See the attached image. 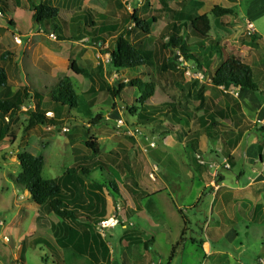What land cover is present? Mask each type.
<instances>
[{"label":"rangeland","instance_id":"rangeland-1","mask_svg":"<svg viewBox=\"0 0 264 264\" xmlns=\"http://www.w3.org/2000/svg\"><path fill=\"white\" fill-rule=\"evenodd\" d=\"M17 1L9 0L8 4L12 7L15 4V7L18 6L16 12L19 11L23 16L21 18L23 25H20L22 29L21 31L20 29H14L12 34L8 33L7 38L12 44L15 36L20 38V45L24 48L23 56L20 51L17 52L15 62H17V67L24 79H20L15 73L14 75L13 73L10 74V88L6 91L11 93L13 87L26 85L28 89H37L42 93L43 101L46 102L47 92L61 74H66L71 78L79 97L82 96L85 101L92 100L93 106L90 108L91 116L72 109L70 110L71 118L64 119L61 124L57 126L38 125L28 131L25 130L28 121V105L22 106L13 117L9 118L7 122L9 136L0 140V197L3 196L4 200L7 198V201H9L7 207L0 206V221L5 222L0 226V264H20L21 262L18 235L15 234V230L13 232L9 230L10 227L15 229L17 215L22 213V210L18 209V205L12 202V189L14 186L12 178L21 171L17 159L19 153L30 152L34 155H42L45 160L42 176L45 179L62 175L68 167L78 161L92 165L94 162L103 160L107 167L101 165V169L93 170L88 180L106 185L109 193L115 195L117 203H120L115 211L124 213V208L128 206V195L122 186V181L129 183L132 175L136 174L133 171L138 172L147 169L148 149L146 146H149L152 140H155L154 143L156 144L161 139L176 137V128L178 127L167 120V117L170 116L168 107L164 108L168 111L165 112V116L159 114L155 119L153 118L154 121H138L136 114L129 112L132 107H138L139 105L137 90L128 86L116 98H112L101 85L116 86L121 81L126 83L131 78L139 77L144 81L157 84L156 90L153 96L147 100V104L159 105L172 101L174 108L184 106L195 115H198L202 111V105L199 104V100L196 98L199 94L207 97L206 95L210 93L209 95L212 97H219L220 103H224L222 101L228 97V94L223 91L224 89L222 90L221 87L210 83L211 68L217 67L226 55H236L242 59L244 58L251 65V68L253 67L252 72L257 75V80L260 76V70L264 72V40L260 39V36L264 39V6L255 4L251 10L252 16L250 15V18L257 35L251 37L246 33L247 21L244 13L246 0H35V3L45 1L58 8L59 15L64 20H67L75 10L80 9H91L94 12L117 19L121 27L124 28L125 26L127 28L125 36L133 45L153 50L159 48L160 32L166 24L173 19L182 21L184 18L190 17V20L186 21L182 36L198 57L194 60L185 61L177 53V59L180 61L177 63L178 72L165 74L159 81H157L154 67H141L135 71L118 73L112 70L109 63V54L100 53L101 49L112 47V39L106 40L100 49H97V45L87 43V38L58 41L56 32H54L55 38H52L43 26L39 27L34 21L31 28L30 7L27 4L19 6ZM20 2L22 1L20 0ZM214 5H219L229 11L219 16L215 15L211 12ZM134 10L137 11V15L141 19H147L151 16L157 18V22L151 26L150 33H144L134 25H130V23L124 25L126 18ZM12 12L10 11V15H12ZM4 18L6 16L0 19ZM5 21L7 26L11 27L8 19H5ZM193 31L200 33V36L204 38L205 48L197 45V41H200L199 38L201 37L195 36ZM63 32L66 37H70L73 33V25H70L68 29H64ZM208 38L216 39L219 42L224 48V56L217 57V54L219 55L221 52L215 51V48H213L214 55V52L210 50V46L206 43ZM15 43L19 45V43ZM10 55L14 58V55ZM23 57L26 61L24 64H22ZM71 60H74L78 67L91 74L95 88L94 93L83 95L90 87L91 81L88 77L76 75L69 69ZM208 60L211 62L209 66L206 65ZM5 62V60L0 59V63ZM33 63L41 64L42 74H37L38 71ZM198 74L204 77L202 79L196 78L195 75ZM29 102H32V100ZM97 114L102 117L101 120L98 124L91 125V117H95ZM119 120H122L123 123H119ZM64 128L67 130H64ZM253 130L259 132L260 129L256 126ZM92 138L96 139L99 149L98 154L93 153L86 146V141ZM245 145L243 144L242 148ZM113 149H116L119 154L123 153V157L127 154L130 171L125 166L126 161L123 159L115 158L114 162H117V165L109 160H104V155ZM172 150H174L172 156L178 158L176 159V165L178 166L176 172L180 173L184 181L181 193L183 198L181 200L185 204L192 203L200 181L194 176L192 170L183 164L191 157V153H185L182 149H179L176 138ZM114 156L112 155L111 158L114 159ZM193 157L199 164V160H203L205 164L200 165L206 166V169L211 173L217 171L213 176L215 185L221 178V172L230 168V166L225 167L221 164L222 159L220 161L213 160L217 162V166L210 167L209 163L213 161L205 159L206 157H203L201 153H195ZM243 164L244 166L241 163L237 164L238 166L234 169L243 167L246 174H251L253 165L246 162ZM232 171L234 170L232 169ZM224 175L226 183L232 184L230 179L234 180V176L230 172H224ZM246 176L245 178L242 177V183L246 181ZM6 177L8 178L7 181H5ZM209 177L212 178V176ZM110 182L116 185L117 191L112 189L109 185ZM255 183L252 189L254 187L256 191L252 190V199L243 197L244 199L235 203L234 212L228 216V219H233V224L228 227L229 231L220 239L205 240V232L203 231L205 222L200 226L196 223L211 218L208 203H203V209L199 214L196 209L188 207L187 214L190 217L188 231L193 230L198 235H194L196 243L190 240L184 242V247L178 251L174 263L264 264V184L260 180ZM2 188H5L4 192H1ZM119 194L124 198L119 199ZM21 195L22 191H19L16 195L17 201L26 202ZM159 200L161 208L168 213V226L173 230L178 226L179 218L167 207L163 199L160 198ZM119 213H116L115 217H122ZM123 218L134 221L126 216ZM28 219L29 215H27L23 227L19 229V233L23 229L25 230ZM53 219L56 220L55 216H53ZM7 231L10 233H7ZM124 231L125 229L121 225H116L105 229L103 232L104 240L114 250L113 258L119 259L125 250L122 245ZM4 234H7L8 242L3 240ZM206 242L210 243L211 246L209 254L201 249L203 243ZM51 250L46 243L38 244L35 250H28V263L56 264L54 252ZM152 257L153 262H157V257ZM69 262L70 264H81L75 258H70Z\"/></svg>","mask_w":264,"mask_h":264},{"label":"crops","instance_id":"crops-1","mask_svg":"<svg viewBox=\"0 0 264 264\" xmlns=\"http://www.w3.org/2000/svg\"><path fill=\"white\" fill-rule=\"evenodd\" d=\"M21 1L22 2H20V0L17 1L19 6L26 4L29 6L27 0ZM32 1L35 3V0ZM8 3L9 0H6L3 3V13L6 18L0 19V59L6 61L5 63H0V66L4 67L7 71L9 78L8 88H10V74L13 73L14 75L15 73L17 74V77L24 79L17 67V62H15L17 52L20 51L23 56L24 48L20 45L21 41L19 45L14 41L13 44L8 41V33L10 32L12 34L14 29H20L21 31L22 28H20V25H23L21 19L23 16L19 11L16 12L18 6L15 7V4L12 7ZM255 4L264 6V0H246V10H244L246 21L251 22V10L254 8ZM10 11H13L12 15H10ZM74 12L69 16L67 21H69ZM30 13L32 28L33 19L31 10ZM5 19H8L11 27L7 26ZM256 36L255 31V37ZM260 39L264 40L261 36ZM10 54L14 55V58H12ZM22 60V64H24V62H26L24 57ZM242 60L251 68V65L247 63L244 58ZM207 62L206 65L208 64ZM210 63L211 62H209L208 65H210ZM33 64L38 71L37 74H42L41 64ZM259 74L260 76L258 80L256 79L257 75L253 74L254 80L261 86L259 92L251 90L228 91L222 89L228 94V97L224 98L222 101L224 103L219 102V97H212L209 95L210 93L206 95V98L212 100L215 110L224 109L229 112L234 109L235 113H232L228 118L217 119L214 121L207 119L205 122L199 121L200 119L198 120V118L203 115V109L205 108V105L202 104L201 113L195 115V113L192 112L193 118L191 119L187 118V112L190 110L184 106L177 107L179 111L178 122L172 121V115L167 117V120L170 121V123L177 125V135L176 137L161 139V141L156 144L154 143L155 140H152L149 143L150 147L148 145L146 146L148 149V158L146 157L148 164L147 169L139 170L138 172L133 171L136 174L132 175L129 183L122 181V186L128 195V206L124 208V213L121 211L120 213L115 211V208L119 206L120 203H117L115 195L109 193L106 185L99 182L96 183L86 178L84 181L85 188L81 192H77V204H80L82 210L92 214L95 224L88 225H90L91 230L99 234L101 240L104 241L108 254L107 256L105 255L102 257V255H98V253H92L94 256L93 259L90 258L89 255L84 254V252L77 250L78 248L76 246L64 247L60 249L63 264H70V258H75L81 264H173L176 261L175 257L178 251L183 249L184 242L186 240L191 241V239H194V235H198L193 230L188 231V223L190 221V217L187 214L188 207L196 209L199 214L202 211V206L205 202L208 203L211 218L209 220L208 218L204 219V221L202 220L200 223L199 221L196 222L199 226L205 222L203 228V231L205 232V240H217L224 236L229 231L228 227L233 224V219H228V216L234 212L235 203L244 199L243 197L251 200L252 190L256 191V188L253 187L252 189V186L256 184L255 182L257 180L262 181L264 178V72L260 70ZM20 87L21 86L16 88L13 87L14 89H11V93L6 91L8 88L5 90L0 88V94L4 98H9ZM168 103L169 102H165L154 106H163V109L170 107L171 110V104ZM163 111L162 115L165 116L167 110ZM157 116H159V111L154 114L153 118L155 119ZM153 118L152 121H154ZM256 126L260 129L259 132L253 130ZM175 138L179 149H182L185 153H191V157L183 162V164L189 167L197 180L200 181V184L197 187L198 190L195 194L196 196L192 203L189 204H185L181 200L183 198L181 193L184 181L180 173L176 172V169H178L176 159L178 158L172 156V151L175 150H172ZM243 144H246L244 148H242ZM194 152L201 153L203 157H206L205 159L208 160L213 161L217 159L220 161L222 159L221 164L227 159L230 168L227 171L221 172V178L216 182V185L214 184L213 176L217 171L211 173L206 169V166L200 165L196 162L193 157L195 154ZM122 154L123 153L119 154L118 159L126 161L125 166L129 169L128 156L126 154L123 157ZM245 162L249 165H253L251 169L252 175L246 174L243 167L234 169L239 163L244 166L243 163ZM216 163L217 162L213 161L209 163V165L214 164L213 166H217ZM114 164L117 165V162H114ZM150 165L156 166L154 179L149 176ZM232 169L235 172L232 171ZM224 172H230L234 176V180L230 179L232 184L226 183ZM209 176H212V178ZM245 176L246 181L242 183V177L245 178ZM7 179L8 178L6 177L5 181H7ZM251 181L252 183H250ZM111 183L112 182H110L109 185ZM4 190L5 188H2L1 192H4ZM19 191H22L21 197L23 200H26V202L17 201L16 195ZM12 192V202L18 205V209L22 210V213L17 215L15 229L11 227L9 228L10 232L15 230V234L18 235L17 240L20 242L19 252L21 254L19 258L24 259V262L29 264L27 260V252L30 249L35 250L38 245L36 242H40L39 244L46 243L55 255L56 240L60 239L61 235L60 232H58L60 228L57 230L58 226L61 225L60 218L53 213H47L44 209L41 210L40 207L30 198L27 190L18 188L14 184ZM118 197L119 199L124 198L121 194H119ZM4 198L6 197L4 196ZM160 198L166 202L167 207L179 218L178 226L173 230L168 226V213L161 208ZM8 202L7 198L4 200L3 196L0 197V206L7 207ZM240 205L242 206V204ZM179 209L184 210L187 221L186 226L183 223ZM116 213H119L121 214L120 216H122L117 217L120 220L118 225H121L125 229L123 232L124 242L122 244L125 250L122 252L121 257L119 258L120 260L112 257L114 250H112L104 240V231L101 232L97 226L100 221L115 217ZM52 214L55 216L56 220L53 219ZM27 215H29V219L26 228L19 233V229L23 227ZM125 216L134 221L126 220L123 218ZM1 222L5 224L4 221ZM183 228L184 232L182 235ZM55 231L56 234H54ZM203 231L201 230V232ZM10 232L7 231V233ZM181 235L182 242L177 243L181 238ZM5 236L8 237L7 234L3 235V237ZM80 248H86L84 239ZM201 249L205 251L206 254H209V250L211 249L210 243H203V248ZM152 256L157 257V262H153Z\"/></svg>","mask_w":264,"mask_h":264},{"label":"trees","instance_id":"trees-1","mask_svg":"<svg viewBox=\"0 0 264 264\" xmlns=\"http://www.w3.org/2000/svg\"><path fill=\"white\" fill-rule=\"evenodd\" d=\"M6 0H0V10L4 9L3 3ZM30 10L32 12L33 21L48 33L56 32L58 41H73L87 38V43L97 45L100 49L102 44L108 39H112V47L101 49V54H109V63L112 70L115 72H130L135 71L141 67H154L159 81L166 73L178 72L176 54L179 53L183 60H194L198 57L195 52L191 50L190 45L182 36V32L186 27V21L189 18H184L182 21L173 19L166 24L159 36V48L148 49L145 47H138L133 45L125 36L127 28L121 27L117 19L111 18L107 15L94 12L91 9H80L75 11L70 17L69 21L64 20L59 15L58 8L42 1L38 4L33 3L32 0H27ZM229 11L219 5H214L211 12L215 15H221ZM194 20L193 17H191ZM124 21V20H123ZM157 22L155 16L147 19H141L134 10L129 15L124 25H134L144 33L151 32V26ZM73 25V33L70 37L64 35V29H68ZM121 28V30H119ZM197 37H201L200 33L193 31ZM197 45L205 48L203 43L204 38H199ZM206 43L210 46V50L214 52L218 50L221 53L217 56H224V48L216 39L208 38ZM215 55V52H214ZM208 60V64H209ZM207 64V65H208ZM209 66V65H208ZM69 69L76 75H83L88 77L91 85L83 95L94 93L93 77L89 72L77 66L74 60L69 62ZM200 69V66H199ZM210 83L214 86L222 87L224 90H251L259 92L261 86L254 80L253 73L249 65L243 62L242 58L236 55H226L225 59L214 69H211ZM9 86V78L4 67L0 66V88L7 89ZM112 98H116L125 87H131L138 91L139 98L137 100L138 107H132L129 112L136 114L138 121L148 122L152 121L154 114L159 111L162 114L163 106H154L147 104V100L151 98L156 90L157 84L155 82H147L139 77L131 78L126 83L122 81L116 86L101 85ZM47 99L43 101V95L36 89H28L27 86H21L9 98H4L0 94V140L9 136V129L7 122L9 118L13 117L22 106L28 105V121L25 130H32L38 125L57 126L61 124L64 119L70 117V110L75 109L77 112L91 116L92 100L85 101L84 98L79 97L76 93L71 78L66 74H61L58 80L50 90L47 92ZM197 99L199 103L205 105L203 115L198 118L199 121L205 122L207 119L214 121L217 119L228 118L234 109L227 112L224 109L215 110L212 100L206 98L203 94H199ZM32 100V102H29ZM47 104V105H46ZM169 114L171 119L178 122L179 111L172 105ZM52 116H48V112ZM168 112V111H167ZM166 112V113H167ZM71 118V117H70ZM99 114L91 117V125H96L101 120ZM187 118H193L191 111L187 112ZM213 124V123H212ZM136 125V124H135ZM144 125L143 123L141 124ZM91 140V141H90ZM86 141V146L92 150L93 153L98 154L96 139ZM114 156V159L111 156ZM119 152L116 149L111 150L104 155V160L114 162L118 159ZM20 163L21 171L12 178V181L18 188H23L28 191L30 198L47 213H53L61 220V225L58 226L60 230V239L56 240L55 262L56 264H63L61 248L76 246L81 252L94 259L92 253H98L104 257L107 256L108 250L105 248L104 241L101 240L99 234L91 230L88 224H95L92 214L82 210L80 204H77V192H81L85 188V179L89 177L93 170L102 168L105 165L103 160L94 162L92 165H87L84 162H76L71 167H68L65 172L55 178L45 179L42 176V169L44 165V157L42 155H34L30 152H22L17 155ZM114 191H117L116 185L110 184ZM126 188V187H125ZM128 189V188H127ZM113 195V194H112ZM179 213L186 226L187 221L183 209H179ZM90 222V223H89ZM56 230V231H57ZM56 231L54 234H56ZM184 228L182 231V235ZM181 238L177 243L182 242ZM84 239L86 248H80ZM196 243L194 239H191ZM40 242H36L39 244ZM104 249V250H103ZM21 261V262H20ZM20 264H27L24 259H20Z\"/></svg>","mask_w":264,"mask_h":264},{"label":"built area","instance_id":"built-area-1","mask_svg":"<svg viewBox=\"0 0 264 264\" xmlns=\"http://www.w3.org/2000/svg\"><path fill=\"white\" fill-rule=\"evenodd\" d=\"M4 16V13L0 10V18H2ZM247 35L253 37L255 36V30H254V26L250 21H247ZM50 37L55 38V34L54 33H50L49 34ZM15 42L20 43V38L18 36H15ZM179 54V53H178ZM180 55V54H179ZM181 56V55H180ZM180 60V59H179ZM196 78L202 79L204 76H202L201 74L195 75ZM48 116H52V113L48 112L47 113ZM119 123H123L122 120H119ZM64 130H67L66 128H64ZM200 164H205V162L203 160H199ZM214 164H210L209 166L212 167ZM223 165L225 167H229L227 159L224 161ZM156 171V166L155 165H150L149 166V176L150 178L154 179V172ZM262 182L264 184V178L262 179ZM120 223V220L117 217H111L105 220H102L98 223V229L103 232L104 229L108 228V227H114L116 225H118ZM0 225H3V222L0 221ZM3 240L5 242L9 241L8 237H3ZM203 264V263H200Z\"/></svg>","mask_w":264,"mask_h":264}]
</instances>
